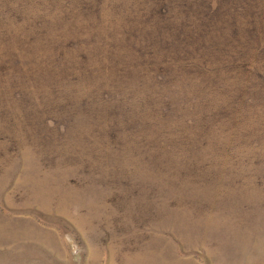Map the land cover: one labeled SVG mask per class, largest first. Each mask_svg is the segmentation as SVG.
Here are the masks:
<instances>
[{"label": "rangeland", "instance_id": "374dc122", "mask_svg": "<svg viewBox=\"0 0 264 264\" xmlns=\"http://www.w3.org/2000/svg\"><path fill=\"white\" fill-rule=\"evenodd\" d=\"M0 264H264V0H0Z\"/></svg>", "mask_w": 264, "mask_h": 264}]
</instances>
